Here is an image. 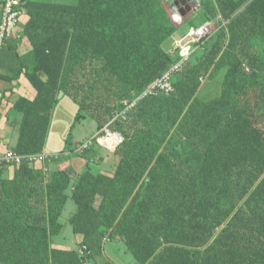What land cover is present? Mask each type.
<instances>
[{"label": "trees", "instance_id": "1", "mask_svg": "<svg viewBox=\"0 0 264 264\" xmlns=\"http://www.w3.org/2000/svg\"><path fill=\"white\" fill-rule=\"evenodd\" d=\"M21 1L20 38L0 47V65L17 67L0 78L30 90L14 101L13 151L47 153L61 93L79 107L74 124L91 117L100 133L82 152L88 138L70 132L44 161H0V264H98L107 241L124 243L138 264H264V0H199L185 28L170 0ZM206 21L218 27L175 74L174 91L118 116L179 59L166 42ZM222 69L219 95L200 97ZM106 126L123 135L114 150L98 141ZM65 154L84 169L52 170ZM9 164L15 174L4 179ZM69 198L77 208L68 222L83 240L56 248Z\"/></svg>", "mask_w": 264, "mask_h": 264}, {"label": "crops", "instance_id": "2", "mask_svg": "<svg viewBox=\"0 0 264 264\" xmlns=\"http://www.w3.org/2000/svg\"><path fill=\"white\" fill-rule=\"evenodd\" d=\"M189 8L188 5H186ZM198 13L196 15L189 17L188 20L185 19L184 24L188 21H195ZM0 20H1V11H0ZM27 20V16L23 15L21 19V23ZM179 26V25H178ZM193 26V25H191ZM190 26V27H191ZM20 25L16 30L13 38L11 39L12 43L16 44V42L20 38ZM181 28H185V26H180ZM189 27V28H190ZM187 34V33H186ZM185 34V35H186ZM182 37L174 36L166 42V47L173 48L176 41L181 39ZM17 50L20 56L25 57L30 60V50L31 46L27 43L19 42L17 46ZM7 64H10L7 65ZM14 62L6 58V65H0V73L4 76L7 74H12V68H15L17 71V67H13ZM30 90L26 87L24 80L15 79L12 81L0 78V157H3L8 151L14 150L19 136V127L22 120V113L18 112L13 108L14 101L16 96L18 95H30ZM79 110L78 105L67 95L61 93L59 94V101L56 105L51 126L49 129V134L46 141L45 152L47 153H57L63 151L66 147V141L68 136L72 130L73 125L71 126L70 121L73 118L75 121L76 114ZM98 130V129H97ZM97 130L91 135H95ZM88 136V137H91ZM86 137V138H88ZM76 139V141L84 140ZM106 150L105 148H103ZM103 153V150L101 151ZM65 157V156H64ZM49 167L53 169L57 168H69L73 167L77 171H82L84 166L81 162L77 160L76 157L69 156V158H63L57 164H51ZM16 166L14 164H9L4 166L2 169L1 177L4 179H11L14 177ZM66 208V207H65ZM77 208V207H76ZM76 209H72L68 217L62 216L63 228L59 234L54 237L53 246L61 249H74L77 248L83 240L82 234H76L74 232L73 235H67V223H69V218L75 213ZM64 213V212H63ZM70 224V223H69ZM71 225V224H70ZM106 254V253H105ZM104 254V256H105ZM107 256V255H106ZM108 259L103 257L98 260V264H111V259L107 256ZM98 259V258H97Z\"/></svg>", "mask_w": 264, "mask_h": 264}, {"label": "built area", "instance_id": "3", "mask_svg": "<svg viewBox=\"0 0 264 264\" xmlns=\"http://www.w3.org/2000/svg\"><path fill=\"white\" fill-rule=\"evenodd\" d=\"M21 0H0V9L2 10V17L0 20V47L3 45L6 39L13 36L20 21L25 15V11L21 6ZM226 21H224L225 23ZM218 24L213 21H206L201 25H193L189 28L186 35L176 41L171 53H178L179 59L166 69L155 81H153L136 99L129 101L125 100V108L118 114V116L125 117L127 112L133 108L137 102L143 97L151 94H157L159 92L171 93L174 91L173 78L178 73L183 64L189 60L192 54L199 48L205 40H207L217 29ZM104 132L98 139L99 143L108 150H114L122 141L123 135L118 131H112L109 127L102 129ZM100 133L97 132L93 137H90L83 142H79L76 146V151L82 152L89 148L93 142L95 136ZM55 153H44L42 155H19L13 150L8 151L3 157H0V161H7L19 164L23 158L29 160H46L50 155ZM57 156V155H56Z\"/></svg>", "mask_w": 264, "mask_h": 264}, {"label": "rangeland", "instance_id": "4", "mask_svg": "<svg viewBox=\"0 0 264 264\" xmlns=\"http://www.w3.org/2000/svg\"><path fill=\"white\" fill-rule=\"evenodd\" d=\"M51 1H58V2H68L73 3L76 0H51ZM199 0H170L166 2L168 5L169 12L174 20V22L179 26L187 27L190 22L188 21L184 24L185 19L188 20L189 17L196 15V12L199 9ZM188 5L189 8H187ZM202 46H199L197 50L194 52L195 55H198L201 52ZM193 56V55H192ZM224 69H222L214 79H205L203 84V89L200 92V97L204 99H210L219 95L221 91V80L224 77ZM74 119L72 118L70 121L72 130V136L74 140L76 139H83L88 136H91L97 130V122L91 118L87 117L85 120L81 122H77L74 124ZM89 138V137H88ZM106 149V148H105ZM103 150V149H102ZM69 154H65L63 158H69ZM62 158V160H63ZM76 203L73 201L72 198H69L66 208L63 213V217H68L72 209H76ZM67 235H73L74 231L72 225L67 223ZM105 256L97 257L98 260L107 256L111 259L112 264H138V261L134 257L133 253L127 249L124 243L120 241H107L105 244ZM107 255V256H106Z\"/></svg>", "mask_w": 264, "mask_h": 264}, {"label": "flooded vegetation", "instance_id": "5", "mask_svg": "<svg viewBox=\"0 0 264 264\" xmlns=\"http://www.w3.org/2000/svg\"><path fill=\"white\" fill-rule=\"evenodd\" d=\"M186 5H187V4H186ZM186 5H185V6H186Z\"/></svg>", "mask_w": 264, "mask_h": 264}]
</instances>
